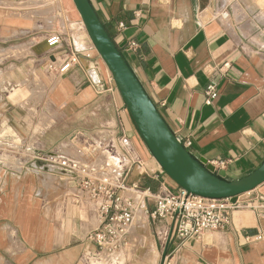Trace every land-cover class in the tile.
<instances>
[{"label": "crops", "instance_id": "obj_1", "mask_svg": "<svg viewBox=\"0 0 264 264\" xmlns=\"http://www.w3.org/2000/svg\"><path fill=\"white\" fill-rule=\"evenodd\" d=\"M39 1L0 0V127L6 126L0 144L19 147L9 137L2 140L9 127L23 139L35 137L36 124L17 105L22 92H11L32 77L33 64L44 65L47 76L57 81L39 94L48 93V105L59 116L61 127L57 121L50 126L53 119H46L44 128L50 127L37 137L42 143L39 152L70 151L77 133L117 141L125 130L146 161L145 170L139 164L132 176L153 190L162 183L177 190L179 186L147 151L74 0H48L53 9L49 25L23 15ZM91 2L168 125L181 142L189 143L186 147L193 155L205 158L230 179L261 165L264 0ZM56 33L64 41L50 48L47 40ZM131 43L138 46L132 48ZM70 50L79 54L80 65L60 73ZM211 83L219 93L208 102L206 88ZM29 108L35 111V106ZM247 194L264 201V183ZM75 195L68 178L41 168L39 161L26 157L15 167L10 159H0V264H86L84 260L97 255V246L88 239L98 224L93 205L84 197L76 201ZM142 220L161 241L162 254L153 258L146 235L138 233L146 246L136 254L135 264L147 260L163 264L165 254L167 264H264V217L250 209L233 212L227 225L178 250L172 236L174 221Z\"/></svg>", "mask_w": 264, "mask_h": 264}, {"label": "built area", "instance_id": "obj_2", "mask_svg": "<svg viewBox=\"0 0 264 264\" xmlns=\"http://www.w3.org/2000/svg\"><path fill=\"white\" fill-rule=\"evenodd\" d=\"M63 41V35L56 33L47 43L54 48ZM130 46L136 48L138 45L131 43ZM75 65H80V57L76 51L70 50L59 66V72L65 73ZM218 93L217 85L209 84L206 88L207 101ZM184 144L187 146L189 143ZM70 145V151L59 148L52 152H34L29 157L31 162L39 161L41 168L68 178L77 192L74 196L76 201L84 197L92 203L98 219L97 226L88 236L98 248L94 257L125 249L131 229L138 224L139 210L143 211V218L148 221H174L172 236L177 241L176 250L203 233L224 227L237 210L250 209L264 217V201L247 197V193L211 199L190 194L180 187L174 190L164 183L158 190L142 186L132 176L140 162L131 152L125 130L117 141L95 140L77 133ZM258 238L262 239L263 234H259ZM168 259L166 254L164 264L169 262Z\"/></svg>", "mask_w": 264, "mask_h": 264}, {"label": "water", "instance_id": "obj_3", "mask_svg": "<svg viewBox=\"0 0 264 264\" xmlns=\"http://www.w3.org/2000/svg\"><path fill=\"white\" fill-rule=\"evenodd\" d=\"M89 37L126 104L137 130L160 168L182 189L211 199L248 193L264 183V161L239 179H230L181 142L119 47L106 30L91 0H74ZM166 254L163 259L165 260ZM164 264V261H163Z\"/></svg>", "mask_w": 264, "mask_h": 264}, {"label": "rangeland", "instance_id": "obj_4", "mask_svg": "<svg viewBox=\"0 0 264 264\" xmlns=\"http://www.w3.org/2000/svg\"><path fill=\"white\" fill-rule=\"evenodd\" d=\"M43 4V6H42ZM49 6V7H44ZM53 9L51 2L48 0H40L37 6H33L32 8L25 11L23 14L24 17L36 20V18H41L46 25H49L48 23L52 20L53 17ZM61 19H63V16H60ZM37 25V23L35 22ZM16 53H19V50L16 51ZM44 65H37L36 63L33 64L32 67V77L28 78L26 81L19 83L18 87H15L11 94H14L17 90H20L22 92V102H17V105L25 109V111L28 113V116L31 119L32 124H36L34 128V136L33 138L29 139H23L21 136H18L15 132V130L12 127L10 128V132L4 137L5 140L7 137H9L12 141L19 142V147L13 148L9 147L5 144H0V159L2 161H6L10 159L15 167H19L22 165V162L25 161L26 157L29 158V155H33V152L37 153L39 150H37V147H40L42 144L37 137L42 135L50 126L54 125L55 122H58L59 127H61V121L58 120L59 116H56L53 109H51L48 105V93L44 94L42 97L40 96V92L45 93L46 90H48L53 84L57 81V79H54L53 77H48L46 73V68L43 67ZM35 106V111H32L29 107ZM47 118H52L53 122L49 127H45V122ZM8 128V127H7ZM55 127L52 128V130ZM6 129V126L0 127V136H4V131ZM3 133V134H2ZM2 134V135H1ZM20 139H19V138ZM35 138V139H34ZM58 143V142H57ZM131 152L134 153L135 159H137L140 162V165L145 170V157L141 152L136 150L131 145ZM36 149V150H35ZM146 149V148H145ZM148 151V150H147ZM25 157V158H24ZM152 157V156H151ZM54 190L55 187L52 184L50 190ZM138 229L135 231L134 227L131 229L132 237L128 243V245L125 247L123 251H115V252H104L98 255L97 257H88L85 261L86 264H94V262H97L100 258H103L104 256H110L123 252L127 255L128 260L126 261L125 258L123 260L116 261L111 257L110 258H104L102 260V264H135L137 261L136 254L139 252L140 249L144 248L146 246V243L143 244L140 239V234H145L147 236V241L150 242L151 248L154 251L153 258L157 257L159 258L162 254V248H161V241L157 239L154 235V232L151 228H149L148 225L145 224L144 221H140L139 225L136 226ZM135 227V228H136ZM158 243V247H157ZM94 261V262H93ZM150 260L141 262L140 264H148ZM135 262V263H134Z\"/></svg>", "mask_w": 264, "mask_h": 264}, {"label": "bare ground", "instance_id": "obj_5", "mask_svg": "<svg viewBox=\"0 0 264 264\" xmlns=\"http://www.w3.org/2000/svg\"><path fill=\"white\" fill-rule=\"evenodd\" d=\"M31 3V2H30ZM42 6H43V4H42ZM18 91V90H17ZM17 91L14 93V94H16L17 93ZM2 137H0V139H1ZM143 211L142 210H139L138 211V214H137V221H143L142 220V218H143ZM134 228H135V226H134ZM136 230V229H135ZM142 237H145V236H142ZM145 238H147V236L145 237ZM142 239H144V238H142ZM145 240V242H146V239H144ZM143 250V249H142ZM147 253L148 252H146V255H147ZM142 255V254H141ZM110 257H113L114 259H113V261L114 260H116V261H119V260H123L124 258H125V255L122 253V252H120L119 254H118V252H117V254H114V255H110V256H108V257H106V256H104L103 258H100L97 262H94V264H102V260L104 259V258H110ZM142 258H144V257H142Z\"/></svg>", "mask_w": 264, "mask_h": 264}, {"label": "trees", "instance_id": "obj_6", "mask_svg": "<svg viewBox=\"0 0 264 264\" xmlns=\"http://www.w3.org/2000/svg\"><path fill=\"white\" fill-rule=\"evenodd\" d=\"M143 184V185H142ZM141 185L144 186V187H151L148 183H142ZM152 188V187H151Z\"/></svg>", "mask_w": 264, "mask_h": 264}]
</instances>
